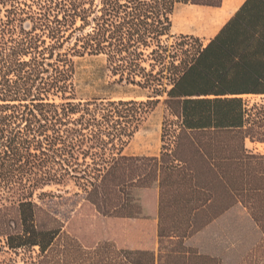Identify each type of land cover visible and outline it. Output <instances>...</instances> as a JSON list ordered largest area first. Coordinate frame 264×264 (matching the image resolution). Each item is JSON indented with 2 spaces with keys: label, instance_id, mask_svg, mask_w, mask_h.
Returning <instances> with one entry per match:
<instances>
[{
  "label": "trees",
  "instance_id": "trees-1",
  "mask_svg": "<svg viewBox=\"0 0 264 264\" xmlns=\"http://www.w3.org/2000/svg\"><path fill=\"white\" fill-rule=\"evenodd\" d=\"M222 2L0 0L3 247L39 248L25 264H221L187 240L236 204L264 234V155L247 149L248 141L264 145V0H245L207 45L187 36L163 42L179 3L218 8ZM85 53L104 55L120 82L152 96L72 103L70 57ZM161 96L175 119L163 122L162 140L169 143L157 157L123 155ZM72 181L85 193L87 213L157 218L158 251L92 243L35 203L37 191ZM47 197L54 194L39 200Z\"/></svg>",
  "mask_w": 264,
  "mask_h": 264
},
{
  "label": "rangeland",
  "instance_id": "rangeland-1",
  "mask_svg": "<svg viewBox=\"0 0 264 264\" xmlns=\"http://www.w3.org/2000/svg\"><path fill=\"white\" fill-rule=\"evenodd\" d=\"M227 2L228 0H223L222 6L218 8L179 3L171 17L173 22L171 37H163L164 44L171 46L179 41L181 36H187L197 38L201 44L207 45L227 24L228 19L244 4L226 11ZM193 9L211 13L215 15V18L202 27L188 30L187 26L177 21V15L182 11ZM150 52L151 49L145 51L146 55ZM70 58L73 61L72 83L74 87V96L70 97V101L74 104H100L131 100L145 102L148 100V96H152V91L148 89L143 90L133 84L120 82V77L112 74L107 57L104 55L71 54ZM150 63L152 61H147L143 67L150 70ZM263 97L249 96L253 102H260ZM165 99V96L155 99L159 103L145 114L137 132L127 141L123 155L159 156L164 143H169L168 140L165 142L162 140L163 122L166 118L175 119L169 116L168 108L164 104ZM55 102L60 104L63 100L55 98ZM128 109L130 107L121 108L124 112ZM122 121V123H126L125 120ZM259 145L248 141L247 149L264 155V150H260ZM45 192L54 194V197H47L45 201L41 202L39 196ZM35 194V203L53 211L59 219L66 221V230L72 235L83 233L85 237L89 236L92 239V243L109 241L116 243L122 249L131 250L133 244L129 242L134 230L128 226L126 220L116 217L106 218L97 212L87 213L86 208L81 207L84 204L85 193L76 187L73 181L68 182L67 186L45 187L44 190H39ZM77 194L79 197L76 196ZM140 229L142 231V228ZM194 236L197 237V234ZM192 241L187 240L189 247L204 256L220 259L221 264H264V234L253 220L250 212L240 204L235 205L232 214L218 220L206 233ZM1 247H3L2 244H0V264H25V261H30L31 256L36 257L39 250V248H34L29 251L11 252L5 247ZM157 251L158 249L155 252ZM204 251L209 254H204Z\"/></svg>",
  "mask_w": 264,
  "mask_h": 264
},
{
  "label": "crops",
  "instance_id": "crops-1",
  "mask_svg": "<svg viewBox=\"0 0 264 264\" xmlns=\"http://www.w3.org/2000/svg\"><path fill=\"white\" fill-rule=\"evenodd\" d=\"M157 157V156H152ZM232 207L229 211L225 212L223 215L215 219L214 222L211 223V225L204 228L202 231L197 234V237H192L189 240L193 242L192 240H195V238H198L199 235L206 233L213 225L217 223L218 220H221L224 217H227L228 215L232 214L233 209ZM128 223V226L134 230L130 244L132 243L133 246H131L132 250H142V251H152L155 252L159 247L158 242V219L157 218H151V219H125ZM142 228V231L141 229ZM131 229V230H132ZM204 254H209L207 252H203ZM201 254V253H200Z\"/></svg>",
  "mask_w": 264,
  "mask_h": 264
},
{
  "label": "bare ground",
  "instance_id": "bare-ground-1",
  "mask_svg": "<svg viewBox=\"0 0 264 264\" xmlns=\"http://www.w3.org/2000/svg\"><path fill=\"white\" fill-rule=\"evenodd\" d=\"M227 10L235 9L239 5L243 4V0H228L227 2ZM215 15L209 14L208 12H204L202 10L193 9V10H185L177 15V21L180 24L187 26L188 30H194V28L202 27L204 24L208 23L210 20H213ZM258 148L260 150H264V145H259ZM259 150V151H260Z\"/></svg>",
  "mask_w": 264,
  "mask_h": 264
}]
</instances>
